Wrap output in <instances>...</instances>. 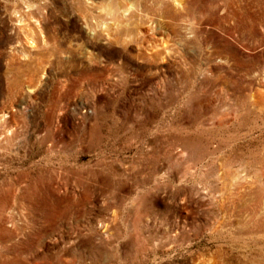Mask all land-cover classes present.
Masks as SVG:
<instances>
[{
  "label": "rangeland",
  "instance_id": "obj_1",
  "mask_svg": "<svg viewBox=\"0 0 264 264\" xmlns=\"http://www.w3.org/2000/svg\"><path fill=\"white\" fill-rule=\"evenodd\" d=\"M0 0V264H264V0Z\"/></svg>",
  "mask_w": 264,
  "mask_h": 264
},
{
  "label": "bare ground",
  "instance_id": "obj_2",
  "mask_svg": "<svg viewBox=\"0 0 264 264\" xmlns=\"http://www.w3.org/2000/svg\"><path fill=\"white\" fill-rule=\"evenodd\" d=\"M179 2H181V0Z\"/></svg>",
  "mask_w": 264,
  "mask_h": 264
}]
</instances>
